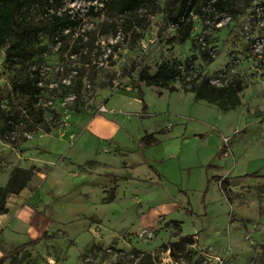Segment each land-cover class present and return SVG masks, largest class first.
Segmentation results:
<instances>
[{
  "label": "rangeland",
  "instance_id": "obj_1",
  "mask_svg": "<svg viewBox=\"0 0 264 264\" xmlns=\"http://www.w3.org/2000/svg\"><path fill=\"white\" fill-rule=\"evenodd\" d=\"M101 1L65 0L59 10L81 14L74 38L87 33L84 42L93 40L99 52L60 53L46 34L32 63L6 65L0 52V187L16 168L32 173L24 189L0 202L14 219L12 234L4 232L10 222L0 223L3 264H264V179L235 180L264 176V0L193 18L191 38L181 45L169 41L166 8L176 6L173 0L142 6L132 17L140 27L130 29L127 16L82 15ZM25 15L31 23L41 17L35 10ZM108 45L116 50L113 65ZM84 57L97 68H82ZM172 61L191 67L165 88L136 81L137 69L154 74ZM35 67L42 90L30 113L25 98L8 94ZM78 76L79 96L69 88ZM204 77L215 86L241 83L239 106L224 113L193 100L191 84ZM137 84L142 101L131 91ZM39 109L41 127L34 123ZM15 114L9 132L4 118ZM107 114L117 116L120 130L112 139L89 135L94 117ZM154 130L157 144L143 147L140 138ZM144 162L162 176L158 182ZM215 177L232 180L224 188ZM187 235L194 237L170 252ZM35 239L40 243L15 251Z\"/></svg>",
  "mask_w": 264,
  "mask_h": 264
},
{
  "label": "trees",
  "instance_id": "obj_2",
  "mask_svg": "<svg viewBox=\"0 0 264 264\" xmlns=\"http://www.w3.org/2000/svg\"><path fill=\"white\" fill-rule=\"evenodd\" d=\"M176 6L171 5L166 8V22L173 31V36L169 40L172 44H184L190 40L193 28V18L199 20L207 16L214 17L216 14H223L230 11L239 0H173ZM245 3H251L255 0H240ZM152 0H102L101 6H89L83 16L99 17L102 13H113L129 17L127 20L128 29L131 25L140 27L142 20L134 17L135 13L142 7L146 6ZM65 0H0V52L3 51V63L6 65H26L32 63L33 59L38 55L36 48L40 36L46 34L53 44H58L60 53L68 51L70 55L80 53L81 48H94L97 52L100 51L99 45L94 46V41L89 43L84 42L86 34L75 35V30L79 26L82 18L78 12L62 10ZM35 10L41 15L40 20L36 23H31L26 18V11ZM132 21V22H131ZM134 23V24H133ZM133 27V26H132ZM117 29V28H116ZM117 31L114 30V34ZM112 50L107 55V60L111 63L114 46H109ZM264 53V51H263ZM81 54V53H80ZM90 54V51H89ZM82 68L96 69L98 63L96 60H91L88 57L82 58L80 62ZM191 63L172 61L162 62L156 66L154 74L149 73V68L143 66L136 70V81L143 83L146 87L165 88L170 82H174L179 78L183 71H188ZM80 68L75 69L79 72ZM76 81H71V93L77 94L82 88L81 76L77 77ZM96 79V72L92 73L89 80ZM40 69L39 67L30 68L21 80L11 83L9 94L11 97H20L27 100L26 108L29 112H36L34 109L35 103L41 95L40 85ZM102 84L100 88L107 87ZM243 86L239 82H230L226 86H215L211 84V79L208 77L201 78L198 82L191 84L190 93H193L196 101H205L215 105L220 111L228 112L239 106V94L242 92ZM132 92H136L138 99L142 101V93L140 86L134 85L131 87ZM142 110L145 112L146 107L143 104ZM34 118V123L37 127L46 125L43 118V111L37 110ZM21 116L23 114H20ZM25 115V114H24ZM18 114L6 116L4 125L7 131H13L17 123ZM46 132L50 131L49 127H45ZM157 139L154 134L145 133L140 139L142 146H150L157 144ZM31 174L28 170L16 168L12 171L6 185L0 187V202L8 195H16L19 191L26 187ZM264 176L257 172L246 174L238 179L263 180ZM213 180L220 182L225 188L232 180L229 177H215ZM6 209L0 204V215L5 214ZM194 235L180 236L178 240L169 245V250L172 253L178 251L179 247L184 243H189ZM45 238V234H43ZM41 239H35L16 247L15 251H21L27 247H32L40 243ZM5 257L0 259V264H3ZM185 259V258H184ZM183 259V260H184ZM186 264H191L188 259H185Z\"/></svg>",
  "mask_w": 264,
  "mask_h": 264
},
{
  "label": "crops",
  "instance_id": "obj_3",
  "mask_svg": "<svg viewBox=\"0 0 264 264\" xmlns=\"http://www.w3.org/2000/svg\"><path fill=\"white\" fill-rule=\"evenodd\" d=\"M189 96H191V98L194 100V96H192V95H189ZM104 113H107V110H106V112H104ZM228 114V113H227ZM116 117L117 116H113V114H107V117H105V116H101V115H98V116H96V117H94V119L89 123V126H88V130H89V132L91 133H88L89 135H93L94 137H96L98 140H104V139H112L113 137H114V134L117 132V131H119L120 130V126L118 125V123H117V121H116ZM157 130H154L153 132H150V133H148V134H154V137L157 139V136L159 135V133L158 132H156ZM141 139V138H140ZM78 145H80V144H78ZM77 145V146H78ZM151 146H154V145H150V146H147V148L148 147H151ZM79 147H81V146H79ZM143 147H145V146H143ZM144 164H145V166L146 167H148V169H150V171L152 172V173H154V175H152L151 177H152V181H155V182H158L159 181V178L161 177L162 178V176L160 175V174H158L157 172H156V170L155 169H151L152 167H150L149 165H148V163L146 164L145 162H144ZM150 167V168H149ZM217 182V181H216ZM161 183H162V185H164L163 183V180L161 181ZM218 183V182H217ZM8 209V208H7ZM6 220V225L8 224L7 222H10V224H8V226H6L5 227V229H4V232L6 231V230H8V232L10 233V234H12V230H11V228L10 227H12L13 226V224H14V219L13 218H11V219H7V217H6V214H2V215H0V223L2 222V221H5ZM4 224V225H5ZM3 225V226H4ZM10 228V229H9ZM1 235H4L3 233L1 234ZM0 235V236H1Z\"/></svg>",
  "mask_w": 264,
  "mask_h": 264
},
{
  "label": "built area",
  "instance_id": "obj_4",
  "mask_svg": "<svg viewBox=\"0 0 264 264\" xmlns=\"http://www.w3.org/2000/svg\"><path fill=\"white\" fill-rule=\"evenodd\" d=\"M171 28V27H170ZM172 29V28H171ZM100 112H106V110L104 109V108H101L100 110H99Z\"/></svg>",
  "mask_w": 264,
  "mask_h": 264
}]
</instances>
